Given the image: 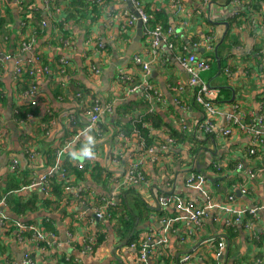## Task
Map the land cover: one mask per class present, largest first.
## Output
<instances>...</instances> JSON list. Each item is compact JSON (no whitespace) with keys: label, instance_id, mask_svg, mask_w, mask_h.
<instances>
[{"label":"crops","instance_id":"crops-1","mask_svg":"<svg viewBox=\"0 0 264 264\" xmlns=\"http://www.w3.org/2000/svg\"><path fill=\"white\" fill-rule=\"evenodd\" d=\"M174 1L141 0L144 10L156 13L158 20L163 19L172 32L171 42L162 44L153 58L143 33L139 44L129 52L137 26L134 23L124 33L121 31L123 12H130L126 0H108L107 8L92 23L87 19L70 24L72 45L68 49L58 43V33L50 28L45 11L41 21L33 15L29 17L22 31L17 15L22 11L21 3L0 0V18L7 22L0 31V202L5 197H19L22 202L35 200L37 209L26 216L19 218L8 210L7 216H13L15 222L34 221L32 225L41 231V218L47 215L40 199L45 194L36 181L52 172L58 173L55 168L58 166L67 169L72 187L64 188L58 211L52 214L56 235L48 237V248L41 251L34 242H18L14 234L5 236L0 227V264H25V255L31 257L33 264H148L138 260L136 250L126 242L122 229L115 227L113 220L101 221L92 216L94 207L86 201L95 203V197L119 195L122 204L125 202L136 216L133 201L140 199L141 220L137 219L133 227L137 235L133 244L137 245L145 234L153 238L162 234L160 220L180 213L173 206H159L161 195L172 194L202 203L199 192L185 185V178L191 172L206 176L215 207L198 226L174 222L166 232L164 253L156 249L149 263L180 264L183 256L190 255L185 264H264V212L249 214V210L264 206V151L248 155L250 139L238 131L228 137L216 131L205 136L196 127L201 108L192 106L190 100L185 101L191 89L185 88L178 95L173 90L188 82L187 73L177 64V56L213 54L215 61L200 76L212 88H225L229 92L226 96L218 90L216 107L221 110V116L217 118L216 130L225 125L224 116L229 113L232 101L257 114L264 102V0L257 9L246 7L249 19L241 18L239 25L231 24L232 18L238 17L245 3L253 0L241 1L242 8L230 6L225 0H179L182 13L175 11ZM24 3V6L33 3L43 8L40 0H24ZM233 13L237 14L233 17ZM86 30L103 45V51L92 52L90 56L95 43L86 44ZM210 33L214 37V50L217 47L216 55L205 48V38ZM27 39L32 41V47L21 52L20 43ZM33 55L40 56L41 64L52 62L53 66L57 59L67 58L71 68L64 77L54 70L35 77L37 93L35 97H25L26 88L17 85L14 69L17 63L23 64ZM85 55L91 58L97 75L87 71ZM135 56L149 62L148 80L163 97L162 102L153 106L161 119L159 130L152 131L156 136L154 161L142 152L134 135L123 132L133 127L134 118L149 114L143 90L129 91L141 82V69L133 61ZM216 58L222 70L221 66L217 68ZM225 68L228 73L223 72ZM219 75L223 80L216 83ZM94 102L101 107L110 105L111 110L103 112L97 125L87 129L86 111ZM16 107L24 109V119L14 118ZM181 120L187 126L185 132ZM193 139L195 145H191ZM140 158L144 159L145 181L130 186L132 191L116 190L127 166ZM13 160L17 161L14 170L10 168ZM237 164L242 170L235 169ZM215 165L220 166L219 171ZM246 168L258 171L255 178L247 176ZM230 195L232 201L227 200ZM226 204L241 212L238 223L225 224L224 218L231 219L232 215L219 207ZM120 211L123 212L122 208ZM96 236L102 240L98 244L94 241L91 251H85L87 240ZM220 240H225L226 246L217 256L216 244Z\"/></svg>","mask_w":264,"mask_h":264},{"label":"built area","instance_id":"built-area-1","mask_svg":"<svg viewBox=\"0 0 264 264\" xmlns=\"http://www.w3.org/2000/svg\"><path fill=\"white\" fill-rule=\"evenodd\" d=\"M54 0H40L41 4L44 6L45 13L49 20L50 28H57L55 25L60 18V7H56L53 5ZM224 1V0H223ZM16 4H19V0H15ZM96 3H102L104 0H95ZM130 3L137 13V16H134L131 12L124 11L123 16L124 21L121 22V29L130 28L136 23L140 21L142 24V33L146 35L148 40V51L152 53L153 58L156 57V52L159 51L160 46L165 43H169L168 37L172 35L171 29H167L166 31L162 28L161 25H156L152 28H148L149 16L146 14L144 7L142 5L141 0H130ZM230 6H240L242 8V3L239 0H228L227 2ZM246 7V6H245ZM107 4L103 6L102 9H106ZM173 8L177 13L183 12V5L179 0H175L173 2ZM244 10V7H243ZM249 10V9H247ZM249 13V11H248ZM237 13H233V17ZM113 18H116L113 16ZM42 26H45L43 23ZM147 27V28H146ZM144 28V32H143ZM146 28V31H145ZM59 35L61 33L57 31ZM59 44L63 49H68L72 45V41L68 37H60ZM170 47V44H168ZM32 47V41L29 39L24 40L20 43L21 52L29 51ZM94 53H100L103 51V45L99 42L94 47ZM205 48L209 52L214 51V37L213 34L210 33L205 38ZM92 56V55H91ZM87 59V71L90 72V75H97V70L94 64H92L91 58L87 55L84 56ZM5 58H9V56H5ZM134 63L140 67L141 69V82L140 85L133 86L129 89L130 92L135 91L140 88L144 92V99L147 103L148 112L151 113L153 111L154 104L160 103L163 101V97L161 93L154 89V87L149 82L150 75V64L149 62H144L140 59V57L135 56L133 59ZM177 64L182 70H184L188 75V82L184 86H179L173 88L174 92L178 95L185 88H189L194 91V102L201 107L202 113L201 118L196 123V127L198 130L205 134H210L213 132H217L223 137H228L233 132H240L244 135H247L250 139V146L248 147V155H256L258 152L264 151V102L259 106V111L257 114L253 112H247L239 102L232 101L230 106V111L228 114L224 116L225 125L220 127L219 130H216V121L217 118L221 116V110H218L216 107V101L218 99V90L212 88L209 84H207L204 80H202L200 74L209 70L211 67V62L209 59L205 57H201L196 53H189L187 55H179L177 56ZM71 68L70 60L64 57H61L56 60V64L53 66L52 62H44L41 64V59L39 55H33L32 58L26 61L23 64L17 63L14 69V80L16 82H20V77L22 75H26L29 79L28 89L25 90L24 96H32L35 97L37 93L36 86L34 84L35 77L39 75H47L52 73V70L59 76L64 77L68 74V71ZM224 73H228V68H225ZM80 97V95H79ZM264 99V98H263ZM177 103L178 101L175 100ZM35 103V99L32 101ZM111 110L110 105H105L101 107L97 102H94L90 105L86 111L88 116V125L87 129H92L95 127L99 121V117L103 112H107ZM16 112V111H15ZM183 124V128H185V122L181 120ZM0 139H1V127H0ZM139 146L142 149V152L150 158L151 161L156 159L153 148L145 146L143 141L138 142ZM32 158L33 155H30ZM144 159L140 158L136 162H131L125 172L123 173L121 180L116 184V190L126 189L129 186H134L138 184H142L145 181V172L143 169ZM17 161L13 160L10 164V168L14 170L16 168ZM58 171L59 177L64 178V172L58 166H55ZM235 169L238 171L242 170V166L237 164ZM60 170V171H59ZM215 170L219 171L220 166L215 165ZM245 173L250 178H255V175L258 174V171H253L251 168H246ZM50 175V174H49ZM37 185L41 186V189L45 191L48 187V183L46 182V177L42 179H38L36 181ZM185 185L187 188L193 191L199 192L201 195L202 203H196L188 198L185 199L183 197H178L174 195H162L158 198L159 206L163 208H167L173 206L179 213L178 216L166 217L160 220L162 223L163 231L162 234H157L156 237L153 238L152 235H144L139 240L137 245L131 244V247L134 248L137 252V258L140 262L145 263L148 262L153 255V252L156 249H159L161 253H164L162 247H166L167 245V236L166 232H168L169 228L176 221H183L186 224L192 226H198L201 224L202 219L205 217L207 212L215 207L212 203L206 176L202 173L191 172L185 178ZM72 189L71 186L65 187V190ZM242 193H245V189H241ZM95 201L96 207L92 209L93 217L97 220H106V218L110 217V210L112 207L118 205L119 199L117 195L109 196V197H95L93 198ZM228 201L233 200V196L230 195L227 198ZM224 213L232 215L231 219L224 218L225 224L238 223L240 221V211L233 209L232 207L226 204L225 206L219 207ZM258 210H263V207H257L249 210V214L255 216ZM0 227L1 230L6 232L9 227H13L15 239L18 242H26L31 241L34 242L37 249L41 251L45 249L46 246H49V243L46 241V237L42 232L36 229L33 225H26L22 222H10L8 220L7 211L5 210V204L3 201L0 202ZM30 231V237L24 236V233ZM51 237H53L51 235ZM156 239L153 243L152 240ZM94 242V237L87 240V243L83 246L85 251H91ZM217 256L221 254V252L225 249L226 242L225 240H220L217 244ZM162 255V254H161ZM190 260V255L183 256L180 260V264L187 263ZM25 264H33L30 256L25 255L24 259Z\"/></svg>","mask_w":264,"mask_h":264},{"label":"trees","instance_id":"trees-1","mask_svg":"<svg viewBox=\"0 0 264 264\" xmlns=\"http://www.w3.org/2000/svg\"><path fill=\"white\" fill-rule=\"evenodd\" d=\"M12 0H6V2H10ZM20 1V6L22 8V11L18 12V21L21 24L20 29L22 31L25 30L27 24H28V20L29 17H31L32 15L37 18V20L41 21V14H43L42 12L45 11L44 10V6L42 5L43 8L37 7L36 5H34L33 3L28 4L27 6H30V8L27 6H24V0H19ZM243 1V0H240ZM260 1L261 0H253L252 2H247L245 3L246 7H249L251 10L253 9H257L260 5ZM225 2L227 3L228 0H225ZM106 3H108V0H104V2L102 3H96L94 2H85V0H54L53 1V5L56 7H60V18L58 19L57 24L55 25V27L57 28V31H59L61 33V35L58 34L57 37V41L59 43V38L60 37H68L70 38V28L69 25L70 24H74V23H78V21L76 20H82L83 22H85L87 19H90V22L92 23L93 21H96L100 15H101V11L104 5H106ZM34 7H36V9H34ZM244 7V9L246 8ZM247 11V12H246ZM146 14L149 16V25L148 28H152L156 25H161L162 28L166 31L168 29V24L163 21V19L160 21L158 20L156 13L151 12L150 10L147 9V11L145 10ZM241 18L247 20L249 19V13L248 10H244L242 11L238 17H234L231 20V24H236L239 25L241 24L242 20ZM22 22L25 23L24 26H22ZM7 24L6 20H4L3 18H0V31L2 32L3 26H5ZM147 28V27H146ZM145 28V31H146ZM40 31V29L38 30ZM121 31L124 33L126 30L121 29ZM143 32H144V28H143ZM6 34V33H4ZM143 37L146 39V35H143ZM85 41L86 44L87 43H95V45L98 42L97 39H93L91 38V33L88 32V30H86V36H85ZM168 41L169 43L171 42V36L168 37ZM94 45V47H95ZM93 51H90L89 54L91 56V53ZM205 58L209 59L210 62L215 61V57L213 56V54H210L209 56H206ZM211 64V65H212ZM221 66V70H222V65ZM28 83H29V79L27 78L26 75H22L20 77V82H17V85H22L25 86L24 89L27 90L28 89ZM23 89V90H24ZM22 90V91H23ZM217 90V89H216ZM219 92L225 94L226 96H228L229 92L227 89L225 88H218ZM188 100H190V103L192 106L197 107L198 109H200L201 107L199 105H197L194 102V91L191 90L190 91V96L186 97L185 101L188 103ZM186 104V103H185ZM16 111V112H15ZM15 114H14V118L16 120L19 119H24V115L26 114L24 109L22 110V108H18L16 107L14 110ZM28 112V111H27ZM134 125L132 128H130L129 130H125L123 131L127 136H132L134 135L137 142L139 141H143L145 146L152 147L153 145H155V141L154 139L156 138V136H154L152 133L156 130H159L158 125L161 123V119L158 118L155 110H153L151 113L149 114H143L141 116H137L136 118H134ZM159 121V123H158ZM199 123V120H197ZM197 123V125H198ZM168 128L170 129V127L168 126ZM185 128H187V126H185ZM185 128L182 127V131H186ZM153 131V132H152ZM212 134V133H210ZM208 134H205V136ZM172 136V135H171ZM161 143V141H160ZM191 145H195V140L193 139V142ZM191 151H197V148H190ZM52 157V159L54 158L53 155H50ZM252 157V156H250ZM63 172H64V178L59 177L58 173H51L49 176L46 177V182L48 183V187L45 189L44 193L45 197L40 199V204L42 205L41 208H43V210L46 212L47 216H44L41 218V227L42 229H40L44 236L46 237V241L48 242V237L49 236H53L56 235V224H55V220L52 217V214L55 213V211H58V207L60 205V203L62 202V196L64 193V188L67 186H70V182L68 179V171L67 169L60 167ZM60 171V170H59ZM87 171V170H86ZM75 174H79V172L77 171H73ZM89 173L92 174V171H87ZM146 178V177H145ZM130 187V186H129ZM128 187L129 191H132L130 188ZM127 189V188H126ZM123 191V190H121ZM128 192V191H127ZM83 195V194H82ZM168 195H172V194H168ZM119 196V195H118ZM117 196V198H118ZM123 196V195H122ZM162 196V195H161ZM101 198V197H100ZM120 198V203L114 207L111 208L110 210V217L106 218L107 221L112 222V220L114 221L115 227H118L122 232V235L126 236V242L128 244H132L135 241H137V235L136 233H134L135 228H133L135 226V223L137 221V219H139V221L141 220V210L143 208V202H141L140 199L138 198H134L133 201V205L137 211V214L135 216L134 212L132 211V209H130L128 207V205L124 202V204H122V198L119 196ZM35 200H29L27 202H22L21 199L19 197L16 198H9L7 199L5 197V210L9 211L10 213H12L15 216L20 217H24L26 216L27 212L30 211H34L37 208L34 207L35 204ZM86 204L90 205L91 207H96L95 203L91 200H87ZM120 208H122V211H120ZM125 213V214H123ZM8 220L12 223L15 222L14 219H11L8 217ZM32 222L34 221H27V222H23L26 225H32ZM117 228V229H118ZM45 230V232L43 231ZM5 236H13L14 234V229L13 227H9V229L4 232ZM31 232L27 231L24 233V236L26 237H30ZM102 240V237H98L96 236L94 238V241L97 242V244ZM50 245V243H49ZM47 247V246H46ZM49 247V246H48ZM47 247V248H48ZM31 259V257H30Z\"/></svg>","mask_w":264,"mask_h":264},{"label":"water","instance_id":"water-1","mask_svg":"<svg viewBox=\"0 0 264 264\" xmlns=\"http://www.w3.org/2000/svg\"><path fill=\"white\" fill-rule=\"evenodd\" d=\"M128 2V10L134 15V16H137V13L135 12V10L133 9L131 3H130V0H126ZM136 26H137V32H136V35L135 37L133 38V46L130 47L129 49V52L131 50H133L138 44H139V40L142 38V24L140 21H137L136 22ZM217 47H215V50H214V54L216 55V52H217ZM216 64H217V68L219 69L220 68V64H219V61L218 59L216 58ZM233 100V98L231 99V101ZM9 218H13V216L9 215Z\"/></svg>","mask_w":264,"mask_h":264},{"label":"rangeland","instance_id":"rangeland-1","mask_svg":"<svg viewBox=\"0 0 264 264\" xmlns=\"http://www.w3.org/2000/svg\"><path fill=\"white\" fill-rule=\"evenodd\" d=\"M67 37V36H66ZM70 39V38H69ZM71 40V39H70ZM223 80V77L219 75L218 79H217V82L216 83H219Z\"/></svg>","mask_w":264,"mask_h":264}]
</instances>
